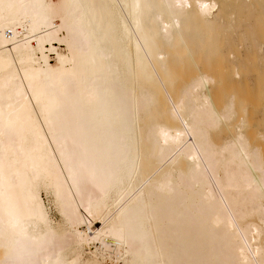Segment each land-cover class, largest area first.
<instances>
[{"label": "bare ground", "instance_id": "bare-ground-1", "mask_svg": "<svg viewBox=\"0 0 264 264\" xmlns=\"http://www.w3.org/2000/svg\"><path fill=\"white\" fill-rule=\"evenodd\" d=\"M0 264H264V0H0Z\"/></svg>", "mask_w": 264, "mask_h": 264}, {"label": "rangeland", "instance_id": "rangeland-1", "mask_svg": "<svg viewBox=\"0 0 264 264\" xmlns=\"http://www.w3.org/2000/svg\"><path fill=\"white\" fill-rule=\"evenodd\" d=\"M61 49H62V48H61V47H59V49H58V50H61ZM53 57H54V56H53V54H50V59H51V60H53Z\"/></svg>", "mask_w": 264, "mask_h": 264}]
</instances>
